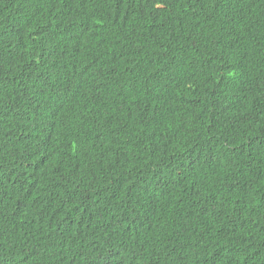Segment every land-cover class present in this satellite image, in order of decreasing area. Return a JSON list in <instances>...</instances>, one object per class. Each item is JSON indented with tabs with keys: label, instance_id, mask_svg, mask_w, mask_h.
<instances>
[{
	"label": "trees",
	"instance_id": "16d2710c",
	"mask_svg": "<svg viewBox=\"0 0 264 264\" xmlns=\"http://www.w3.org/2000/svg\"><path fill=\"white\" fill-rule=\"evenodd\" d=\"M0 264H264V0H0Z\"/></svg>",
	"mask_w": 264,
	"mask_h": 264
}]
</instances>
